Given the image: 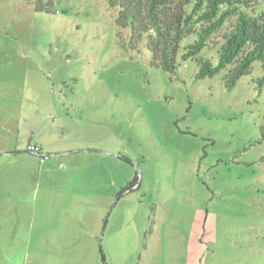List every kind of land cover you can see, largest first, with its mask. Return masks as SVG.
<instances>
[{"label":"rangeland","instance_id":"rangeland-1","mask_svg":"<svg viewBox=\"0 0 264 264\" xmlns=\"http://www.w3.org/2000/svg\"><path fill=\"white\" fill-rule=\"evenodd\" d=\"M53 2L0 0V264H264L261 63L194 81L191 36L166 73L117 8Z\"/></svg>","mask_w":264,"mask_h":264},{"label":"trees","instance_id":"trees-1","mask_svg":"<svg viewBox=\"0 0 264 264\" xmlns=\"http://www.w3.org/2000/svg\"><path fill=\"white\" fill-rule=\"evenodd\" d=\"M104 1L118 9L116 25L130 30V46L136 48L144 38L151 65L162 71L175 72L182 41L194 36L179 55L181 61L196 59L194 81L211 78L229 68L224 81L226 89L231 90L251 73L254 63H261L262 74L256 84L259 91L264 88V0ZM34 7L37 12L52 13L54 2L34 0ZM212 47H217L215 64L198 57L203 49ZM259 134V142L264 141V117ZM137 182L135 174L118 196L132 192ZM102 261L105 264L103 255Z\"/></svg>","mask_w":264,"mask_h":264},{"label":"built area","instance_id":"built-area-1","mask_svg":"<svg viewBox=\"0 0 264 264\" xmlns=\"http://www.w3.org/2000/svg\"><path fill=\"white\" fill-rule=\"evenodd\" d=\"M28 150H29V151L31 150L32 152H34V151H36L37 149L34 148V147H32V146H29V147H28ZM31 151H30V152H31ZM34 153H35V152H34Z\"/></svg>","mask_w":264,"mask_h":264},{"label":"flooded vegetation","instance_id":"flooded-vegetation-1","mask_svg":"<svg viewBox=\"0 0 264 264\" xmlns=\"http://www.w3.org/2000/svg\"><path fill=\"white\" fill-rule=\"evenodd\" d=\"M27 152H29L30 153V151L29 150H27ZM40 155V154H39ZM45 156H47V155H45Z\"/></svg>","mask_w":264,"mask_h":264}]
</instances>
